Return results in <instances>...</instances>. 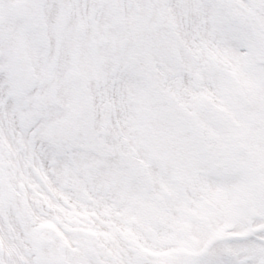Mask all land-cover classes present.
Wrapping results in <instances>:
<instances>
[{"label":"rangeland","instance_id":"1","mask_svg":"<svg viewBox=\"0 0 264 264\" xmlns=\"http://www.w3.org/2000/svg\"><path fill=\"white\" fill-rule=\"evenodd\" d=\"M49 3L57 9L47 18ZM2 5L7 11L0 20L35 13L39 45L47 59L67 65L64 83L76 94V103L61 100L65 111L52 107L53 120L39 121L35 136L57 148L61 122L81 129L82 92L93 94L96 104L112 94L124 98L119 111L132 115L133 134L141 133L146 144L133 157L143 170L135 178L153 185L148 169L161 170L152 155L182 186L204 190L207 200L166 202L169 215L184 219L176 224L181 246H208L212 264H264V0H0ZM89 72L94 76H85ZM47 95L55 100L59 93ZM87 127L85 141H98L96 126ZM215 152L221 159L212 157ZM167 180L174 190L176 183ZM139 190L132 184L128 192L138 204ZM230 229L257 231L240 245L229 240ZM204 255H180L178 264H207Z\"/></svg>","mask_w":264,"mask_h":264},{"label":"bare ground","instance_id":"2","mask_svg":"<svg viewBox=\"0 0 264 264\" xmlns=\"http://www.w3.org/2000/svg\"><path fill=\"white\" fill-rule=\"evenodd\" d=\"M48 5L47 18L57 9ZM25 14L0 20V264H178L180 255L191 260L203 253L204 263H214L208 246H181L183 232L176 224L184 219L169 215L166 206L182 197L207 200L204 190L182 186L152 155L148 158L161 170L148 169L153 185L135 178L143 170L133 157L137 146L146 144L139 141L141 131L133 134L132 115L119 111L124 98L112 94L96 104L93 94L82 92L81 129L70 120L61 122L64 137L57 148L35 136L39 121L53 120L52 107L62 112L61 100H76L64 83L67 65L46 58L35 34L38 17ZM8 54L7 60L1 57ZM72 56L75 52L67 58ZM54 89L55 100L47 95ZM90 125L96 126L98 141L83 138ZM212 157L221 159L218 152ZM199 158L207 160L206 154ZM167 179L176 183L174 190ZM132 184L140 189V204L128 196ZM253 232L230 229L229 240L243 245Z\"/></svg>","mask_w":264,"mask_h":264}]
</instances>
